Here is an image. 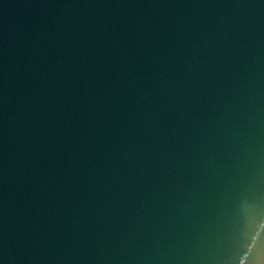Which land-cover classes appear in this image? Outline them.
I'll use <instances>...</instances> for the list:
<instances>
[{
    "label": "water",
    "instance_id": "obj_1",
    "mask_svg": "<svg viewBox=\"0 0 264 264\" xmlns=\"http://www.w3.org/2000/svg\"><path fill=\"white\" fill-rule=\"evenodd\" d=\"M0 264H264V0H0Z\"/></svg>",
    "mask_w": 264,
    "mask_h": 264
}]
</instances>
